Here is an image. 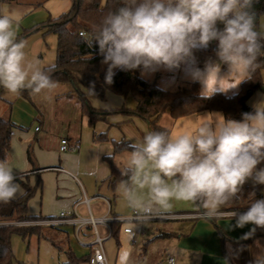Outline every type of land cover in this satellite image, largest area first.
Masks as SVG:
<instances>
[{"label": "clouds", "instance_id": "1", "mask_svg": "<svg viewBox=\"0 0 264 264\" xmlns=\"http://www.w3.org/2000/svg\"><path fill=\"white\" fill-rule=\"evenodd\" d=\"M254 2L123 0L91 33L81 32V36L90 46L93 41L98 43L109 84L115 69H142V75L172 71L194 59L193 49L218 41V59L191 74L206 99L229 89L224 87L226 80L229 84L235 79L239 83L252 80L259 66L264 34L256 30ZM17 26L13 16L0 14V87L14 96L23 90L34 94L55 90L59 86L51 75L55 67L42 68L39 61L26 60V43L17 38ZM222 64L228 66L224 75ZM252 107L253 111L242 113L241 120L207 113L200 115L202 122L196 127L177 135L150 131L129 144L132 150L127 163L117 166L121 176L127 177L117 187L126 207L144 220L169 210L174 200L184 201L198 205L212 219L222 215L220 209L247 180L264 184V168H257L264 162V100ZM107 155L114 160L111 153ZM23 194L14 167L7 159L0 160V203H10ZM232 217L237 227L253 224L264 229V199H253L246 211H234ZM255 264H264V258L257 257Z\"/></svg>", "mask_w": 264, "mask_h": 264}, {"label": "crops", "instance_id": "2", "mask_svg": "<svg viewBox=\"0 0 264 264\" xmlns=\"http://www.w3.org/2000/svg\"><path fill=\"white\" fill-rule=\"evenodd\" d=\"M73 2L74 0H5L0 2V14H10L18 20V26L16 27L18 38L26 30L37 26V20L40 18H47V21L59 18L61 14L72 6ZM213 49H211V52L216 53V51L213 52ZM183 66L184 64H181L180 67ZM199 67L204 69L202 65ZM178 71L180 72V68H178ZM148 78L144 79L148 80ZM79 85L90 107L107 114L105 120L97 122L93 127L89 125L87 114L81 116L82 135L80 137L79 148L75 149L73 147L76 142L75 138L78 135L71 133L73 132L71 126H69L67 134L62 132L59 135H54L52 143L45 142L47 138L40 137L44 131L42 128L36 130L37 127H35V132L31 131L28 134L30 136L33 134V144L28 143L27 145L14 142L15 130L8 161L14 167L17 182L20 185L21 182L28 183L32 181L33 183L36 180L37 182L38 180L42 181L41 175L46 173L51 174L55 181L54 187L57 188L55 193L61 196L59 200L64 202L63 207H65L68 212L67 215L70 217H77V214L83 213V209L86 207L83 204L84 195L91 199L90 208L93 215L97 212L99 217L103 215L122 217L121 215L113 214L110 198H102L104 201L102 207L100 209H93L91 204L94 202V199L97 196L103 195L89 197L79 177L81 176L84 179L87 176H94L96 181L101 180L102 183L106 184L108 189L114 190L117 185L112 187L107 181L111 174V168L105 160L108 153L113 154L114 152L113 141H126L131 144L135 140L142 139L147 132L152 130L148 123L131 114V111L136 109V101L131 96L125 97L107 92L104 98H98L92 96L85 89L81 81H79ZM18 97L21 98L20 95ZM121 110L124 111L121 112ZM207 113L223 114L219 111H207L179 118L172 123L170 134L177 135L189 128L196 127L202 122L200 115ZM193 117L196 119L194 120ZM207 118L209 120L212 119V115L209 114ZM41 119L44 121L42 123L44 125L46 122L42 114ZM131 126H133V129L130 128ZM95 134H105L108 140L95 142ZM62 139H70V151H60ZM29 145H31L34 157L33 165H31L28 159ZM35 162L38 165L37 167ZM62 184L73 189L75 188L76 191L63 188ZM42 190L43 185L38 192H42ZM20 197L17 196L16 199ZM105 199L109 201V205ZM84 210L89 215L87 207ZM31 212L34 213V211ZM62 213L64 212L61 211L59 216ZM184 213L180 214V212L172 211L158 213L156 216L161 217L150 218L146 220L148 221L145 222L147 224L140 222L133 228L126 227L132 228L131 233H126L124 231L126 228H123L122 245H120L119 241V234L122 230L121 225L117 238H115L118 243L116 256L113 259L107 258L108 264H166L168 255L175 258L176 264H255V259L260 254H264V237L253 239L249 243H237L254 234L252 229L255 228V225L246 224L242 228L237 227L236 219L232 217L233 212H221L222 215L212 219L206 217L201 211ZM29 215L45 218L59 217L47 215L46 213L43 214L42 212L38 215ZM173 216L188 217L173 218ZM168 221H175V224H171L167 228L158 227L160 223ZM76 231L74 225H61L53 230V240L58 242L59 250H65V254L71 251L77 258L90 256L92 253L90 244L94 239L92 231L89 228H84L78 233ZM99 233L104 238L105 243L113 237L112 225L111 229L105 225H99ZM73 236L78 241L80 237L85 239L88 243L81 244L85 248L79 246ZM161 240H165V242L159 250L154 245ZM137 248L139 249L138 257L136 260H133L132 255H135Z\"/></svg>", "mask_w": 264, "mask_h": 264}, {"label": "trees", "instance_id": "3", "mask_svg": "<svg viewBox=\"0 0 264 264\" xmlns=\"http://www.w3.org/2000/svg\"><path fill=\"white\" fill-rule=\"evenodd\" d=\"M5 0H0V2ZM123 0H74L71 9L57 19H49L46 23L26 30L18 37L22 40L41 30L53 33L57 36L55 71L51 73L58 84H71L79 93L82 102V115H88L89 125L95 126L99 121L105 120L107 114L96 111L88 104V100L80 89L79 81L85 89L98 98H104L107 92L120 96H131L136 101V109L131 114L136 115L150 125L152 131L171 132V125L179 118L202 113L222 112L225 119H242V113L251 112L253 108L249 104L250 99L263 85L264 55L258 57L259 65L252 73V80L243 81L241 92L227 96L217 92L210 98H202L197 91V86L180 88L177 91L161 89L156 82L142 77V69L125 71L115 69L112 83L106 82L107 65L102 63L103 57L99 51V45L93 41L91 46L80 35L81 32L91 33L92 27L98 25L104 16L122 6ZM253 10L256 13V28L264 17V0H255ZM264 42V41H262ZM32 92L23 90L20 95L31 100ZM124 110H121L123 112ZM165 120L167 122L165 123ZM15 130H23L13 123L10 118L0 117V160L9 159L11 142ZM70 140V139H69ZM68 140V141H69ZM74 143L75 149L79 148L80 138L77 136ZM105 134H95L94 141H107ZM129 142L113 141L114 158L124 152H130ZM28 159L33 165L34 157L31 145L28 148ZM110 165L111 174L108 182L115 187L122 179L119 168L109 156L105 157ZM259 169L260 166L257 165ZM24 194L10 203H0V264H13L12 236L14 234L26 239L33 235L44 237L38 226L18 227L15 222L38 221L55 219L56 217L31 216L28 212L30 200L42 188V181L38 180L35 187L27 182H21ZM262 184H255V188L244 192L240 191L236 197L225 204L220 212L247 210L253 199H264ZM254 193V197L251 194ZM203 213V211H201ZM185 214V213H180ZM122 223L112 224V236L117 238ZM264 237V229L255 226V232L250 237L237 243H249L253 239ZM118 244V243H117ZM58 248V246H56ZM69 264H89L90 256L77 258L71 251L66 254Z\"/></svg>", "mask_w": 264, "mask_h": 264}, {"label": "rangeland", "instance_id": "4", "mask_svg": "<svg viewBox=\"0 0 264 264\" xmlns=\"http://www.w3.org/2000/svg\"><path fill=\"white\" fill-rule=\"evenodd\" d=\"M73 5V4H72ZM72 7V6H71ZM71 7L66 10L67 13ZM63 13V14H64ZM61 14V15H63ZM60 15V16H61ZM59 16V17H60ZM47 19V18H46ZM45 18H40L37 20V24L41 25L47 22ZM219 28H223V24L218 23ZM256 30L264 34V17L261 19L259 26ZM26 43V48L24 49L26 53L27 61H39V66L42 68L53 66L56 63V49L58 38L53 33H47L45 30L38 31L33 33L29 37L22 39ZM40 40V41H38ZM38 41V42H37ZM217 41H212L209 43L207 48H197L193 49V60L187 64H184L183 67H180V72L178 69L168 71V70H158L155 72H144L142 75L143 78H148L149 81L156 82L162 89L166 91H177L180 88H190L193 85L197 86V91L200 94L201 84L199 82H194L191 78V74L196 69H201L199 66L202 65L205 67V64L209 60H217L216 53H212L211 49H217ZM203 70V69H201ZM228 72L227 65H221V75H224ZM263 85L256 92V94L250 99L249 104L251 107L254 103L259 100H264V73L262 74ZM239 79H235L232 84H229L226 80L224 82V87L229 88L226 91H218L227 96H232L239 94L241 92V83ZM238 84V85H236ZM59 86L53 91H44L40 94H31V100H28L24 97H18V95H10L7 91L0 87V117L1 118H10V120L15 123L18 127H22L23 131L16 130L14 135V142L19 144H33V134L32 136L28 135L31 131L35 132V127L39 130L42 128L44 133L40 135L46 137L45 142L52 143V137L54 135H59L60 133L67 134L69 126H71L73 134H76L81 137L82 128H81V119H82V102L79 96V93L76 91L71 84H58ZM236 85V86H235ZM253 108V107H252ZM109 113V112H108ZM41 114L45 117L44 121L41 119ZM107 115L105 116V118ZM167 120H165L166 123ZM130 128L133 129V126ZM26 132V133H25ZM30 139V140H29ZM12 143V142H11ZM35 146V145H34ZM12 149V144H11ZM35 151V150H34ZM130 152H125L123 154L117 155L115 162L119 167H124L127 163V159ZM11 154V152H10ZM10 157V156H9ZM55 157V156H54ZM36 163V162H35ZM38 166L37 163L35 164ZM260 168H264V162L259 164ZM38 177V176H37ZM43 190L38 192L29 202L28 210L29 214H43L59 216V213L63 211L65 214H68L65 209L64 202L59 200L60 195L55 193L57 188L54 187V177L51 174L41 175ZM79 179L86 188V191L89 197L97 196L92 202L91 206L93 209H100L103 204L102 198H110L112 201V212L113 214L121 215L123 218H129L132 215L131 209L127 208L125 202L123 201L121 195L117 191L118 184L116 188L108 189L105 183L102 181H96L94 176H87L84 179L80 176ZM30 186L35 187L37 184L36 181L28 182ZM63 188L76 191V189L71 188L65 184H62ZM262 191L264 193V184H262ZM255 188V184L252 179L247 180L244 185L241 187L240 191L246 192ZM45 192V194H44ZM57 192V191H56ZM104 207V206H103ZM86 209V207H84ZM82 214H77V217H88V213L84 212ZM172 212H192V211H203L198 205L184 202V201H172V207L170 208ZM31 211H34L32 213ZM232 212V211H228ZM81 213V212H80ZM95 212L93 215L95 218H99V214ZM104 216V215H103ZM100 216V217H103ZM156 217V214L150 218ZM183 218L188 216H182ZM148 218V219H150ZM133 220L127 223L122 224V230L119 234L120 245H122V231L126 227H135L136 224L140 222H148L146 220ZM42 220H38V223L34 224L31 221H20L15 222L14 225L18 227H29V226H38L41 228V233L44 237H38L33 235L26 239L20 237L17 234L12 236V251L14 254V263L13 264H69L68 259L65 254V250H59L56 248L58 242L53 240V230L57 226H50L46 224H41ZM175 222V221H174ZM174 222L168 221L166 223H160L162 228L170 227ZM147 224V223H145ZM129 225V226H128ZM131 228V229H132ZM49 235V236H47ZM74 237V236H73ZM76 243L79 246L81 244H87L88 242L81 238L79 241L74 237ZM165 240L158 241L155 243V247L159 250L162 248ZM104 251L107 258H114L118 249L117 241L115 237H112L105 243H103ZM82 248H85L82 246ZM140 249V247H139ZM135 251V255H132V259L136 260L138 257V250ZM158 250V251H159ZM264 252V251H263ZM85 257V256H84ZM81 257L79 259H82ZM261 258H264V254H260Z\"/></svg>", "mask_w": 264, "mask_h": 264}, {"label": "built area", "instance_id": "5", "mask_svg": "<svg viewBox=\"0 0 264 264\" xmlns=\"http://www.w3.org/2000/svg\"><path fill=\"white\" fill-rule=\"evenodd\" d=\"M81 35V33H80ZM216 49H213V52H215ZM36 130H39L38 128ZM71 147L69 145V141L67 139L61 140V146L60 151L61 152H67L70 151ZM107 204L109 205V201L105 199ZM91 199L88 198L86 195H84L83 204L86 205L89 216L88 217H70L65 213H62L58 218L55 219H46L42 220L41 224H46L50 226H61L64 224L68 225H74L76 227V232H80L84 228H89L93 235L94 239L91 242V258L89 264H108V260L104 251V238L99 233V225H105L109 229H111V225L113 223H127L133 220H139L136 218V216L132 213V215L129 218H123V217H110L109 215L95 218L91 213L90 208ZM161 216H156L154 218H160ZM164 217V216H162ZM182 216H173V218H178ZM34 222V224L38 223V221H31ZM126 233H131L132 229L126 228L124 230ZM166 264H176V260L173 256L168 255L166 258Z\"/></svg>", "mask_w": 264, "mask_h": 264}]
</instances>
